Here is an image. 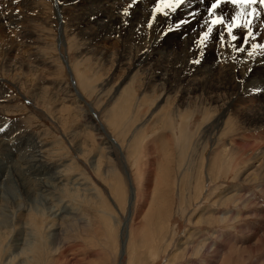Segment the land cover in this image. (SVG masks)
Instances as JSON below:
<instances>
[{"label":"rangeland","instance_id":"374dc122","mask_svg":"<svg viewBox=\"0 0 264 264\" xmlns=\"http://www.w3.org/2000/svg\"><path fill=\"white\" fill-rule=\"evenodd\" d=\"M52 1L0 0L15 18L0 25V264H264V93L226 88L264 63L242 73L246 52L211 42L201 56L199 25L173 30L181 11L148 41L86 43L83 6ZM223 56L234 78L215 88Z\"/></svg>","mask_w":264,"mask_h":264},{"label":"snow or ice","instance_id":"6c2138e0","mask_svg":"<svg viewBox=\"0 0 264 264\" xmlns=\"http://www.w3.org/2000/svg\"><path fill=\"white\" fill-rule=\"evenodd\" d=\"M13 2L18 3L19 0ZM137 8L138 0H130L123 9L125 24ZM181 9H184L183 13H180ZM16 12L18 14L19 9ZM177 13L180 15L176 17L173 30L181 31L182 39L187 38V31H184L186 25L189 29L193 22L200 26L196 33L197 39L193 43L201 56L211 42V45H218L225 50L230 47L239 53L246 52L249 63H264V0H199V3L196 0H153L150 12L152 19L146 20V23L151 27L154 20L163 17V21H166ZM192 62L200 64L201 59L195 58ZM219 63L217 58L214 64ZM246 71L252 73V67H248ZM246 91L252 94L264 93V76L255 78ZM4 131L5 128H0V132ZM99 131L103 132V129Z\"/></svg>","mask_w":264,"mask_h":264},{"label":"bare ground","instance_id":"6f19581e","mask_svg":"<svg viewBox=\"0 0 264 264\" xmlns=\"http://www.w3.org/2000/svg\"><path fill=\"white\" fill-rule=\"evenodd\" d=\"M10 1V2H9ZM52 1V0H51ZM57 1V0H56ZM5 2V1H4ZM7 2V1H6ZM19 2H23V0H19ZM18 2V3H19ZM36 2V1H35ZM53 2V1H52ZM63 5L64 4H67L68 7L72 8V7H78V6H83V11L81 12V14L79 15V17H77V20H79V23L81 24H75V28L76 30L79 29V30H82V36H81V39H83L84 41H86V43H92V40H91V35L95 32V31H103L105 33L104 35V38H100V41L102 42H106V40H115L119 37L123 38L122 41H126L127 40H138V39H141V38H144L146 39L147 41L149 40V35L147 34L146 35V25L148 26V24L146 23V20H148L150 18V5H151V0H138V8L135 9L131 15V17L128 19L127 21V24L124 23V20H125V17L123 16V9L128 5V3H130V0H63ZM10 3H14L13 0H8V3L6 5V9L7 6L11 5ZM196 3H199V0H196ZM17 3H14L13 4V7L14 5H16ZM25 4V3H24ZM32 3H30L31 5ZM39 4V3H38ZM2 5V3H1ZM0 5V6H1ZM18 5V4H17ZM22 5V4H21ZM34 5V4H33ZM40 5V4H39ZM38 5V6H39ZM58 5V4H57ZM4 6V5H3ZM12 6V5H11ZM25 6V5H24ZM32 6V5H31ZM35 6V5H34ZM61 6V5H60ZM22 7V6H20ZM19 7V8H20ZM26 7V6H25ZM57 7V6H56ZM63 7H66V6H63ZM203 7V5H201V8ZM1 8V7H0ZM12 8V7H11ZM15 8H17L15 6ZM33 8V7H32ZM62 8V7H61ZM5 9V11H6ZM14 9V8H13ZM58 9V8H57ZM63 9V8H62ZM61 9V10H62ZM16 10V9H15ZM14 10V11H15ZM25 10V9H24ZM35 10V9H34ZM38 9H36V12H37ZM59 10V9H58ZM57 10V11H58ZM60 10V11H61ZM72 10V9H70ZM69 10V12H70ZM74 10V9H73ZM79 10V9H77ZM1 11V9H0ZM4 11V12H5ZM11 11V10H10ZM21 11V10H20ZM32 11V9H31ZM56 11V12H57ZM181 12H184V9H181L180 10ZM3 12V13H4ZM8 12V11H7ZM7 12L6 14H1V18H0V25L4 26L5 24L6 25H10V23H12V20L13 18L11 19L10 15L8 16L7 15ZM62 12V11H61ZM65 12V11H64ZM31 13V12H30ZM34 13V12H32ZM71 14V13H70ZM18 15V14H16ZM15 15V16H16ZM30 15V14H29ZM77 15V14H76ZM24 16V15H22ZM72 16V15H71ZM92 16H94V18H92ZM20 17V16H19ZM59 17V16H58ZM62 17V16H60ZM69 17V16H68ZM74 17V15H73ZM70 18V17H69ZM15 19V18H14ZM17 19V18H16ZM26 19V18H25ZM64 19V18H63ZM68 19V18H67ZM71 19V18H70ZM60 20H62L60 18ZM66 20V19H64ZM72 20V19H71ZM74 20V19H73ZM14 22V21H13ZM21 22V21H20ZM19 22V23H20ZM64 22V21H63ZM116 22H120V23H123L124 25H126L127 27H131V26H135L137 28V30H134L133 29H130L126 32L125 35H119V32H118V27L116 26ZM18 23V21H17ZM18 23V24H19ZM195 24V22H193ZM201 23H203V20L201 21ZM17 24V25H18ZM23 24V22L21 23ZM20 24V25H21ZM27 25V24H26ZM196 25V24H195ZM12 26V25H10ZM14 26H15V23H14ZM198 26V25H196ZM1 27V26H0ZM5 27V26H4ZM26 27V26H25ZM63 27V26H62ZM2 28V27H1ZM10 28V27H9ZM17 28V27H16ZM11 29V28H10ZM15 29V28H14ZM19 29V28H18ZM71 29V28H70ZM17 30V29H16ZM30 30V29H29ZM13 31V30H12ZM15 31V30H14ZM22 31V30H21ZM24 31V30H23ZM10 32V31H9ZM4 33V32H2ZM74 33V32H73ZM137 33H141V35H137ZM13 34V33H12ZM76 34V33H75ZM9 35V34H8ZM62 35V34H61ZM11 36V35H10ZM9 36V37H10ZM21 36V35H20ZM117 36V37H116ZM139 36V38H138ZM36 37V36H35ZM128 37H131L132 39H128ZM3 38V37H2ZM23 39V38H22ZM37 39V38H36ZM118 40V39H117ZM81 41V40H80ZM119 41V40H118ZM1 42V41H0ZM81 43V42H80ZM5 44V43H4ZM75 44V43H73ZM85 44V43H84ZM93 45H96L95 42L92 43ZM119 47V46H118ZM7 48V47H6ZM84 48V47H83ZM96 48V47H95ZM19 49V48H17ZM218 51H223L219 48H216L215 50ZM225 50V49H224ZM11 50H9L7 48L6 50V53H10ZM13 51V49H12ZM17 51V50H16ZM21 50L18 51V56L22 55V53L20 52ZM24 51V50H23ZM34 51V50H33ZM93 51V50H92ZM104 52V51H103ZM106 52V51H105ZM20 53V54H19ZM84 53V52H83ZM88 53V52H87ZM92 53V52H91ZM98 53V52H97ZM110 53V52H109ZM227 55L229 56V52L227 50ZM9 54V56H10ZM24 54V53H23ZM33 53L31 52V55ZM89 54V53H88ZM105 54V53H104ZM111 54V53H110ZM14 55V54H13ZM17 55V54H16ZM34 55V54H33ZM32 55V56H33ZM108 56V55H107ZM36 58V57H35ZM26 60V59H25ZM249 61V58L247 56V53H245V58H243L241 61L238 62V64L241 66V71L242 73L244 71H246V67L248 66V62ZM65 63V62H64ZM222 63H225L227 64V69L224 70V74L223 73V69L221 68L217 74L215 75V80L213 81L212 83V86L215 87V88H223L222 87V84L225 82V81H222V78L221 77L222 75L225 76L226 78L230 77L231 79H233V73H234V67H233V64L231 63V59L230 58H226V56H223L221 57V64ZM256 64V63H255ZM219 64H213V67H217ZM128 66V65H127ZM137 66H141V67H144L145 65L139 63ZM70 67V66H69ZM131 67V66H130ZM129 67V68H130ZM126 68V67H125ZM28 69V68H27ZM142 69V68H141ZM144 69V68H143ZM126 70V69H125ZM136 70V69H135ZM143 71V70H141ZM146 71V70H145ZM134 72V71H133ZM131 73V72H129ZM162 78L160 81H158L159 83L157 82H154L155 84H153L149 89H152V91H156V90H160L162 88V85L163 83H161L162 81H164V83H168V84H171L169 83V81L172 80L171 79H168V78H165L167 75L165 73H163L162 75ZM209 76H211L209 74ZM219 80V81H218ZM229 80V79H228ZM148 82V81H147ZM243 82V83H242ZM254 81L252 79L250 80H241V82H233L231 81L229 83V85L226 87V88H229L231 90H234L236 89L237 91H244L246 92V89L253 83ZM139 83V82H138ZM157 83V84H156ZM150 84V83H149ZM148 85V84H147ZM172 89V87H174V85H169ZM180 85H178V87H180ZM186 87L190 88L191 91H199V89H207L208 90V86H201V85H196L195 83H187L185 85ZM128 87V86H127ZM167 87V86H166ZM169 87V88H170ZM186 88L187 90H190ZM88 89V88H87ZM132 89V88H131ZM167 89V88H166ZM178 89V88H177ZM179 90V89H178ZM211 91V90H210ZM230 91V90H229ZM203 93V92H201ZM184 95V94H183ZM186 97V96H185ZM211 97H214L213 95ZM218 97V96H217ZM188 98V97H187ZM217 99V98H216ZM187 99H185L184 97H182L180 99V102H182L183 104H189L190 102H187L186 101ZM216 101V100H215ZM229 101V100H228ZM235 101H233L234 103ZM181 105V104H180ZM150 106V105H149ZM183 106V105H182ZM185 106V105H184ZM189 106V105H188ZM230 106V105H229ZM211 107V106H210ZM232 107V105H231ZM159 108V107H158ZM249 108V107H248ZM251 108V107H250ZM249 110V109H247ZM167 113V112H166ZM161 114V113H160ZM259 116L257 115L256 118L258 119V122L261 124V122L264 121V114L262 113H258ZM205 117V115H204ZM257 123V122H256ZM181 129V128H180ZM182 131H183V128H182ZM183 132H187V131H183ZM189 137V136H188ZM188 137L187 138V141H188ZM1 139V138H0ZM9 139V138H8ZM7 139V140H8ZM182 142V141H181ZM240 143V142H239ZM263 143V142H262ZM229 145V144H228ZM242 145V144H241ZM264 145V144H263ZM260 147V146H259ZM11 148V147H10ZM252 148V147H250ZM12 149V148H11ZM237 149V148H235ZM254 153V152H253ZM239 154V153H238ZM254 159L255 160H258L260 159V157H262L261 155H264V150L261 152V151H258L256 153ZM34 155V154H33ZM36 155V154H35ZM249 156V154H248ZM237 160V159H236ZM261 163V161L259 162ZM261 165V164H260ZM258 166V165H257ZM256 169V168H255ZM263 177V176H262ZM256 179V178H255ZM27 208V207H26ZM182 244V243H181ZM56 251V250H55ZM211 255V254H210ZM214 255V254H213Z\"/></svg>","mask_w":264,"mask_h":264}]
</instances>
